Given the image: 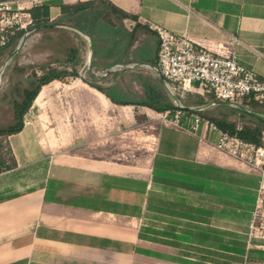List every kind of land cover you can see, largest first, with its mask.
I'll return each mask as SVG.
<instances>
[{
	"label": "crops",
	"instance_id": "0c3cea01",
	"mask_svg": "<svg viewBox=\"0 0 264 264\" xmlns=\"http://www.w3.org/2000/svg\"><path fill=\"white\" fill-rule=\"evenodd\" d=\"M10 1L32 7V0ZM40 1L49 5L50 23H58L52 27L79 37L80 52L74 48L83 66L65 77L71 85L58 79L43 85L24 115L29 123L8 136L16 166L0 172V264H264V247H249L246 235L258 174L215 147L216 131L201 125L194 133L185 118L182 127L161 119L166 111L173 118V110L138 104L173 102L144 65L156 63L155 27L217 53L233 52L264 77V0ZM79 3L85 5L74 12L60 6ZM100 30L116 32L115 44L125 38L133 59L129 52L113 60L105 39L97 59ZM137 74L147 80L134 86L140 99L113 95L122 78L135 83ZM55 108L73 113L69 135L50 125ZM99 109L117 128L101 147L93 127ZM137 117L150 142L143 154L123 139L124 124L139 125Z\"/></svg>",
	"mask_w": 264,
	"mask_h": 264
},
{
	"label": "built area",
	"instance_id": "2783aa9c",
	"mask_svg": "<svg viewBox=\"0 0 264 264\" xmlns=\"http://www.w3.org/2000/svg\"><path fill=\"white\" fill-rule=\"evenodd\" d=\"M32 0V6L40 4ZM0 0V47L8 45L19 30L27 36L32 32L29 11L19 3ZM158 36L156 63L151 69L160 74L170 89L183 93L211 95L213 101H229L250 108V103L264 104V77L239 63L233 52L217 53L210 48L197 45L184 34H175L155 27ZM211 101V102H213ZM162 114L163 121L183 126L185 118L194 133L205 125L218 133L215 147L240 161L258 174L256 199L247 229V245L264 247V131L260 134V145L247 142L235 135L220 130L213 122L196 112L187 113L177 108ZM28 122L23 119V124Z\"/></svg>",
	"mask_w": 264,
	"mask_h": 264
},
{
	"label": "rangeland",
	"instance_id": "374dc122",
	"mask_svg": "<svg viewBox=\"0 0 264 264\" xmlns=\"http://www.w3.org/2000/svg\"><path fill=\"white\" fill-rule=\"evenodd\" d=\"M110 16H113V14L111 13ZM101 33L102 30L97 33V37L95 40V57L97 59L100 55L101 50H103V46L100 44V41H103V39H105V48H107V50L109 51V57H111L113 60L120 59L123 56L125 58L126 55L129 54V52L130 59H133V52H131L132 49L128 50L127 40L125 38L122 44H115L113 43V41L116 32L109 34ZM47 36H49V38ZM79 43L80 42L78 36H75L74 34H66L62 30H60V28L51 27L47 29L45 28L43 30H36L27 35L25 37L23 45L9 60H7L8 57L15 51L16 47L19 44V41L16 44L13 43L4 47H0V128L6 127L13 122L12 98H18V92L21 91V89L25 86L29 85L28 77L31 71L34 70L39 73L38 66L40 64L52 62L55 59L61 58L63 56L66 57L69 54L67 50L69 47H76L78 49L77 51H79V48H81ZM142 45L143 43L140 42V45H138V47ZM82 50L85 54L86 49ZM122 52H124L123 55ZM53 65L59 67L60 69L64 66L66 69H71L70 63L58 65L57 62H53ZM81 66H83V61L82 63H78L75 69L78 71L79 69H81ZM92 74L94 73L92 72ZM142 76V74L135 75L134 80L137 81L135 83L133 82L132 76L122 78L119 83H117L112 88L113 95L131 100L140 99L141 95H136L137 93L134 90V86L137 84L142 86L147 85V80H145ZM84 78L96 81V79L90 77L87 73L84 75ZM68 79L69 77L64 78L63 81H70L71 83L69 84H73V79ZM65 98V101L67 102H72L73 100L72 98L70 100L68 95H66ZM57 100V95L55 94L53 101L56 103ZM251 108L255 109L256 111L263 110L261 107L257 106L250 107V109ZM63 110L64 109L58 110L57 108L53 110V115L50 119V125L52 127H55L57 132L58 130L60 132L62 131V129H64L63 132L69 135V133H71L74 128V119L72 118L73 113L70 112L69 114L67 113V111L63 112ZM207 110L212 111L213 114L221 113V111L216 110L215 106H210ZM135 111L136 113H138V111L140 110L136 108ZM226 112L229 115V118L235 120L238 124H241L245 121V119L242 118V116H240V113L236 110L234 113L229 111ZM65 113H67L66 116ZM105 113L106 111L99 109L97 112L98 117L94 120L95 123L93 124V127L97 128L95 133H99L98 147H101V141L103 140V138L106 139L108 136H111V134L114 135L113 133L117 129L113 122L111 124V121L107 120ZM23 119L29 123V117ZM142 119L143 118L137 117L136 121L140 123L139 125L134 124L133 120L130 119L128 124L125 123L123 126V129L125 131H128L123 138L124 144H126L129 150L134 154H136L137 152L139 153V151H141L143 154V148L141 147H145L146 144L150 143L149 141L145 140L147 133L145 128L146 123H143ZM88 129H90V127H87V130ZM7 145H9L8 137L0 138V156L4 158L8 163H11L10 156L5 153L8 151ZM103 146H105V144H103Z\"/></svg>",
	"mask_w": 264,
	"mask_h": 264
},
{
	"label": "trees",
	"instance_id": "16d2710c",
	"mask_svg": "<svg viewBox=\"0 0 264 264\" xmlns=\"http://www.w3.org/2000/svg\"><path fill=\"white\" fill-rule=\"evenodd\" d=\"M85 3H79L77 5H64L61 4L62 11H68V12H74L75 10L82 8ZM112 8L115 11H118L122 16L128 17L130 16L126 12L114 7L111 5ZM29 13L32 19V24L29 26V29H32L33 31L43 30L42 26L45 24L50 23L49 21V5L47 3H40L37 6H32L29 9ZM51 28V27H47ZM46 28V29H47ZM23 31L19 30L15 33V35L11 38V41L8 43V45L17 43L19 39L23 35ZM49 38V36H47ZM7 46V45H6ZM68 55L66 56L65 60H60V58L55 59L52 62L48 63H42L38 66L39 73L36 71H31L28 79H29V85L25 86L21 89V91L18 92V98H12V112H13V122L9 124L6 127L0 128V138H6L11 134H15L22 130L23 128V118L24 115L27 113L28 109L33 103V100L37 96L40 88L49 83L50 81L54 79L63 80L66 76L75 75L76 69L75 66L78 64L77 60V51L72 46L68 49ZM53 62H57L58 65H62L64 63L68 64L70 63L71 69L68 71V69L62 67L61 69L55 65H53ZM98 90L105 93L109 97V95L103 90L102 87L98 85H94ZM111 100L112 98L109 97ZM177 98L179 99V102L183 106H192V105H203L207 102L213 101V97L211 95H208V100H204L199 95H196L194 93H183V94H177ZM134 104V103H133ZM145 106H148L152 109H154L157 112L165 111V110H175L177 107L174 105L172 101H163L160 106L153 105L149 102L144 103H138ZM258 103L252 102L250 103V107L256 106ZM263 106L264 104H260ZM216 107V110L221 111V113L213 114L212 111H208L207 109L202 111H186L187 113H193L196 112L199 115H201L203 118L210 120L213 122L220 130L229 133L230 135H235L247 142H252L256 145H260V134L262 131H264V119L256 118L247 114H244L240 112L238 109H233V107L229 106H220V105H214ZM238 111L240 113V116L245 119L244 122L241 124H238L235 120L230 119L229 115L226 111L229 112H235ZM7 153L10 156L11 163H8L4 158L0 156V172L4 170L11 169L16 166L15 159L13 157V154L11 152V149L9 145H7Z\"/></svg>",
	"mask_w": 264,
	"mask_h": 264
},
{
	"label": "water",
	"instance_id": "95a60500",
	"mask_svg": "<svg viewBox=\"0 0 264 264\" xmlns=\"http://www.w3.org/2000/svg\"><path fill=\"white\" fill-rule=\"evenodd\" d=\"M58 23H48V24H45L43 25L42 27L43 28H47V27H52V26H55L57 25ZM82 33L85 34L84 31L80 30ZM25 35H22V37L20 38L19 40V44L18 46L16 47L15 51L8 57L7 60H9L14 54L17 53L18 49L23 45L24 41H25ZM92 49V47H91ZM143 65V64H142ZM144 65H147L148 67H152L153 65H150V64H146L144 63ZM162 83V85L165 87V89L167 90V92L169 93V95L171 96L172 100H173V103L174 105L177 107V108H181V109H185V110H188V111H202V110H205L206 108L210 107V106H213V105H227V106H231L233 108H236L238 109L240 112L244 113V114H247V115H250V116H253V117H256V118H260V119H264V115L257 112V111H254L253 109H250V108H247L241 104H238V103H233V102H229V101H213V102H208L206 104H203V105H198V106H194V107H191V106H183L179 100L175 97L173 91L170 89L169 85L167 84V82L165 81V79L158 73H156Z\"/></svg>",
	"mask_w": 264,
	"mask_h": 264
}]
</instances>
